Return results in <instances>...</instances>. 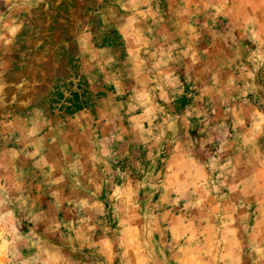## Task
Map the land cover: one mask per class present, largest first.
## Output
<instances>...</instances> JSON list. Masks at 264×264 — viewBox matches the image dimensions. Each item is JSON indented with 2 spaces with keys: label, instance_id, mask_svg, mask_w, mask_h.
I'll return each instance as SVG.
<instances>
[{
  "label": "rangeland",
  "instance_id": "1",
  "mask_svg": "<svg viewBox=\"0 0 264 264\" xmlns=\"http://www.w3.org/2000/svg\"><path fill=\"white\" fill-rule=\"evenodd\" d=\"M0 264H264V0H0Z\"/></svg>",
  "mask_w": 264,
  "mask_h": 264
}]
</instances>
